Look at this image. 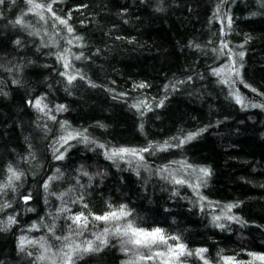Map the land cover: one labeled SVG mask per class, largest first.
Returning a JSON list of instances; mask_svg holds the SVG:
<instances>
[{
  "label": "trees",
  "instance_id": "1",
  "mask_svg": "<svg viewBox=\"0 0 264 264\" xmlns=\"http://www.w3.org/2000/svg\"><path fill=\"white\" fill-rule=\"evenodd\" d=\"M28 9L27 0L0 5V173L9 162L24 172L15 192L0 196V202L12 201L0 220L17 213V223L0 231V264H50L36 259L38 247L20 252L19 237L44 236L56 251L60 242L44 225L54 224L55 235H67L71 221L59 209L64 204L72 213L83 210L81 196L96 214L109 203L126 204L138 224L179 235L189 249H208L210 264H217L220 250L238 261L251 260L249 252L264 254V108L241 107L213 74L228 62L213 50L229 41L230 48L245 53L243 61L237 57L243 80L264 93L261 0H57L53 11L62 18L71 13L69 24L83 37V47L66 44L68 34L58 21L54 26L51 13H44L45 23ZM225 14L231 17L230 28ZM19 18L28 26L14 25ZM65 47L83 53L72 60L71 70L84 79L78 76L72 84L57 59ZM141 82L149 87L134 88ZM235 87L249 102L264 103V96L243 84ZM40 97L50 108L65 105L66 111H53L56 120L48 119L28 103ZM141 99L152 105L151 111L131 107ZM61 121L115 146L160 144L181 129L206 131L182 147L145 153L143 162L110 160L95 144L76 140L65 145L64 159L56 160L53 142L61 134ZM184 159L211 169L200 188L206 197L203 210L191 188L162 178L158 171L165 165L177 168L172 162ZM53 175L60 179L45 192L42 185ZM29 193L31 199L24 203L22 197ZM60 193H67L63 201L57 199ZM209 201L218 202L215 211ZM228 203L239 204L232 214L244 223L221 219L218 223L225 227H217L213 216L222 215L220 206ZM33 223L41 225L39 231H28ZM127 259L113 239L103 251L83 254L75 264H123ZM185 259L202 264L195 256Z\"/></svg>",
  "mask_w": 264,
  "mask_h": 264
},
{
  "label": "snow or ice",
  "instance_id": "2",
  "mask_svg": "<svg viewBox=\"0 0 264 264\" xmlns=\"http://www.w3.org/2000/svg\"><path fill=\"white\" fill-rule=\"evenodd\" d=\"M6 0H0V5H4ZM15 3V0H11ZM57 0H48V2H42V0H27L29 5L28 11L36 15L40 21L47 23L45 17V12L51 13L55 22L58 21L60 25L64 26L67 36L64 37L66 44L72 47H83L81 43L83 40L82 36L75 35L74 27L69 24L71 19V13L67 14V18H62L53 11V4ZM262 6H264V0H261ZM219 6L217 7V14L219 13ZM224 20L227 21V27H231V17L225 14ZM223 23V21H222ZM14 25H19L22 27H27L22 18L16 19ZM221 32L224 33V28L222 27ZM38 35L39 33H30ZM58 34V33H57ZM226 35V33H224ZM119 38V37H118ZM247 42V41H245ZM16 44H20L19 40L15 41ZM55 46H59L53 41ZM229 41L222 40L220 43V48L218 54L221 56H226L227 63L222 67L214 69L213 74L220 78L219 82L229 87L231 95L235 102L241 107H259L264 108V103H251L248 101L247 97L241 94L240 90L235 87L237 82L244 85L251 92L256 93L259 96H264V93L259 92L255 87L246 83L241 75V69L243 64L239 61H243L245 53L243 51L236 52L229 47ZM47 46V45H46ZM199 47V45H196ZM243 48V44L239 45ZM83 56V53L76 54L71 51V47L63 48L57 55V59L63 64L65 71L62 73L67 79L68 84H72L73 81L79 76L80 79L84 77L79 72L72 71V60H79ZM12 69H8L11 71ZM13 83H18V81H13ZM183 83V81H180ZM92 87L97 85L92 84ZM149 87L146 83L135 84L134 88L144 89ZM168 85H165V91L168 90ZM175 87L174 85L172 86ZM124 95V94H121ZM44 97L35 99L34 102L29 100L28 103L34 107L43 116L48 119L55 121L56 116L53 115V111L59 113L66 111L65 105H56L55 109L49 107L47 103H44ZM163 105V100H161L157 107ZM131 107L136 108L137 111L141 109L152 110V105L146 100H138ZM143 115V112H141ZM141 130L143 129V124L140 125ZM61 134L58 140L54 141L53 153L56 160H63L65 153L68 148L65 145L71 147L70 141L76 140L85 144H95L96 147L104 150V155L110 160H125L126 158H131L126 162L131 163L134 159L138 162H143L145 160V153L155 154L157 151H167L172 147H182L184 144L191 142L197 136H199L206 129H199L194 132L185 133L184 130H180L178 135L171 138V140H165L164 142L157 144L154 142H148L144 146H115L107 143H99L98 141L91 139L87 133V129H77L72 128L68 121L60 122ZM177 141L173 144L171 141ZM64 148L61 152L60 149ZM34 158V154H30ZM27 159V158H25ZM173 164L178 165L177 168H172L170 165H165L159 168L158 171L162 173V178L171 179L174 184L177 185H187L192 189L194 194L199 197L201 202V207L203 210V204L206 197L201 195L200 188L205 186L207 183L206 178L211 175V169L208 167L197 166L188 163L186 159L180 161H173ZM56 173H60V169L57 168ZM87 175L86 172L83 173ZM24 172L18 167L14 166L11 162L6 165V168L0 173V196L7 193L8 190L15 192L16 182L21 180ZM60 179V176L53 175L49 176L42 187L45 192H49L50 185ZM71 191V189H69ZM55 195V193H51ZM67 193H60L57 199L63 201L64 196ZM31 199V194H25L22 197L24 203H28ZM79 201L82 204L81 211L72 213L71 208L62 204L59 209V213H66L64 216L65 221H71L67 225L68 234L63 236L55 235V225H44L48 231L54 236L56 241H59V245L56 246V251H53V245L48 242V240L41 236L39 239L29 238L26 235H21L18 241V249L20 252H25L26 248L29 246L38 247L41 250V254L36 257L38 261L49 260L50 264H75V260L82 258L83 254L91 252H100L104 248L108 247L111 240H116L120 246L121 252L128 257L123 264H189L190 258L195 256L198 260L202 261V264H210L209 258L205 256L208 252L206 248L189 249L187 244H185L179 235H174L168 233L165 229L161 227L146 228L141 224H138L135 219H130L132 217V211L128 208L126 204H120L114 206L111 203L107 204L106 210L101 214H96L92 212L86 203H82L83 197H79ZM73 203H77V200H73ZM210 208L215 211L218 206V202H208ZM12 207V201L4 200L0 202V212H4L6 209ZM239 207L238 203H228L220 206V211L222 215H214L213 220L217 222V227L223 228L224 224L218 223L221 219L228 221H233L237 223H244L238 216L232 214L234 208ZM87 210V211H84ZM27 211H33L29 208ZM17 213H12L7 215L6 219L0 220V231H6L10 229L14 224L17 223L16 220ZM99 222V223H98ZM91 224V228L89 225ZM100 224H103V228H100ZM41 225L33 223L28 231H39ZM87 233V235H86ZM28 256H32L33 253L28 251L26 253ZM248 255L252 257L249 261H238L236 255L226 256L223 255V250L218 253L219 260L217 264H264V254H256L249 252Z\"/></svg>",
  "mask_w": 264,
  "mask_h": 264
}]
</instances>
